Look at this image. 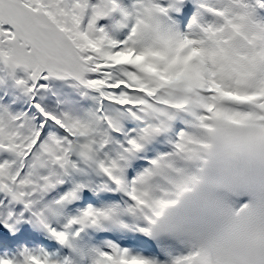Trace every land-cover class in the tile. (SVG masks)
Segmentation results:
<instances>
[{
	"label": "snow or ice",
	"instance_id": "1",
	"mask_svg": "<svg viewBox=\"0 0 264 264\" xmlns=\"http://www.w3.org/2000/svg\"><path fill=\"white\" fill-rule=\"evenodd\" d=\"M0 264H264V0H0Z\"/></svg>",
	"mask_w": 264,
	"mask_h": 264
}]
</instances>
